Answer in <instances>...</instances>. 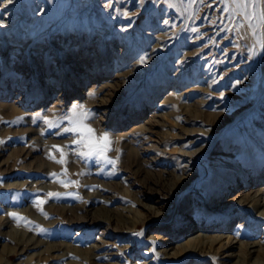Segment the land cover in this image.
Returning a JSON list of instances; mask_svg holds the SVG:
<instances>
[{
	"label": "rangeland",
	"instance_id": "rangeland-1",
	"mask_svg": "<svg viewBox=\"0 0 264 264\" xmlns=\"http://www.w3.org/2000/svg\"><path fill=\"white\" fill-rule=\"evenodd\" d=\"M171 3L0 0V264H264V57L218 0ZM75 105L114 165L76 155Z\"/></svg>",
	"mask_w": 264,
	"mask_h": 264
},
{
	"label": "snow or ice",
	"instance_id": "snow-or-ice-1",
	"mask_svg": "<svg viewBox=\"0 0 264 264\" xmlns=\"http://www.w3.org/2000/svg\"><path fill=\"white\" fill-rule=\"evenodd\" d=\"M169 7H175L171 0H167ZM184 0H181L183 3ZM203 3L204 0H188V7L192 8L195 3ZM7 4H13L14 0H6ZM143 3V0H141ZM218 3L223 4L224 16L223 19H227L231 25L232 31L236 29H242L245 32V38L251 41L250 51L254 59L264 57V0H218ZM111 8L112 6L106 5ZM167 23V21H165ZM2 25V21H0ZM193 31H196L193 29ZM147 57L142 58L140 63H144ZM93 114L84 108L83 105H75L72 107L69 113L65 114L64 118L68 121L71 127L63 129L64 132H70L73 134L74 143L80 149H86V151H78V155L86 162L91 159L97 161L103 160L107 164L114 165L116 161L107 157L106 153L111 151L112 139L108 133L104 132L97 135L96 129L92 128L87 121L92 118ZM45 123L49 126L53 125L52 122L45 119ZM2 143V141H0ZM60 153L61 157L65 154L63 149L59 146H54ZM57 163H64V160H58ZM54 176L56 174H53ZM62 186L68 187L70 184H76L75 181H68L67 183L61 181ZM48 195L55 198H60L59 193H49ZM79 198V197H77ZM42 214L47 218V214ZM14 220H26L24 217L17 216L16 213L10 214ZM28 223H31L30 221ZM41 232H45V229H40ZM137 235H140L137 233Z\"/></svg>",
	"mask_w": 264,
	"mask_h": 264
},
{
	"label": "bare ground",
	"instance_id": "bare-ground-1",
	"mask_svg": "<svg viewBox=\"0 0 264 264\" xmlns=\"http://www.w3.org/2000/svg\"><path fill=\"white\" fill-rule=\"evenodd\" d=\"M4 3V1H3ZM188 155V154H187ZM215 156L220 155L219 153L214 154ZM196 163V162H195ZM262 202V201H261ZM260 199L257 198V200L255 201L254 205L258 206L261 204ZM262 206V205H261ZM255 207V208H258ZM254 208V209H255ZM152 238V237H150ZM165 239V238H164ZM33 241V240H32ZM164 241V240H163ZM31 242V241H30ZM167 242V241H166ZM195 243V244H194ZM193 244L196 246V249H204L207 248V251H205L206 253L208 252H216L219 253V251H225L228 252L231 249L235 248V244H237V242L234 241V239H231V237H227V236H206V235H198L197 238L195 239V242ZM242 244V243H241ZM247 244V243H246ZM256 244V243H255ZM255 244H249L250 247V253H255L257 252V250L255 249ZM169 245V244H168ZM188 245V244H187ZM244 246V245H243ZM248 247V248H249ZM173 248V247H172ZM182 251H184L187 247L184 245L181 247ZM260 249V246H259ZM167 251V250H165ZM193 251V250H192ZM190 252V251H189ZM167 253V252H166ZM202 254V253H201ZM209 254V253H208ZM182 255V254H181ZM259 256V255H258ZM228 258L234 259L235 256L233 254L227 255ZM169 258V257H168ZM172 258V257H171ZM240 258V257H239ZM259 259V257H258ZM237 264H240V261L237 259ZM227 264V263H226Z\"/></svg>",
	"mask_w": 264,
	"mask_h": 264
}]
</instances>
